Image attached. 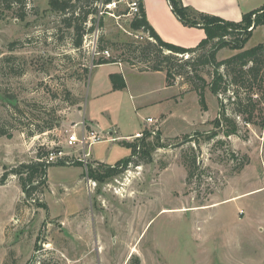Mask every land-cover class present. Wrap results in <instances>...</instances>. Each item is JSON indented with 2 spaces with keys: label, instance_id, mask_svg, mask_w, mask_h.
<instances>
[{
  "label": "rangeland",
  "instance_id": "1",
  "mask_svg": "<svg viewBox=\"0 0 264 264\" xmlns=\"http://www.w3.org/2000/svg\"><path fill=\"white\" fill-rule=\"evenodd\" d=\"M61 1L0 0V125L16 128L11 137H0V179L40 152L61 149L75 161L82 153L67 140L82 122L89 127L88 119L98 122L105 137L116 128L115 137L120 138L90 148L88 162L94 167L99 166L96 161L114 166L128 157L131 150L122 140L137 131H155L163 146L158 148L153 134L146 141L157 145L151 162L130 165L102 181L90 180V186L85 167H51L49 189L41 196L48 209L28 207L18 179L11 176L0 186V264H264V127L246 124L233 114L228 99L215 97L209 89L208 111H203L197 93L185 92L188 86L180 88L185 102L180 112L192 121L184 125L174 118L149 126L147 118H159L157 112L135 108L125 93L105 95L113 67L94 69L102 57L123 61L121 44L148 40L132 28L129 11L135 0H116L110 8L99 2L87 26L95 25V32L85 37L79 51L72 47L74 32L59 12ZM146 1L159 10L158 30L165 42L180 46L178 42L189 40L165 16L158 0ZM256 20L253 16L245 24L253 33L245 50L264 42V27L253 30ZM238 52L226 49L217 57L222 61ZM11 55L20 58L17 65L25 69L24 75L11 72L3 62ZM128 78L133 89L160 81L152 74L129 73ZM97 89L104 95L95 96ZM220 100L237 122L236 135L226 136L213 125ZM44 113L58 118V126L29 137L26 131L35 129ZM194 157L198 169L189 184L188 165Z\"/></svg>",
  "mask_w": 264,
  "mask_h": 264
},
{
  "label": "trees",
  "instance_id": "2",
  "mask_svg": "<svg viewBox=\"0 0 264 264\" xmlns=\"http://www.w3.org/2000/svg\"><path fill=\"white\" fill-rule=\"evenodd\" d=\"M7 1L9 3V1L21 0ZM55 1L58 0H51V3L53 4ZM101 1L108 5L116 0L61 1L59 12L64 16L63 22L66 27L72 28L74 32L71 38L74 49L78 51L83 49L85 37L95 32V25L87 26L90 17L97 13L96 6ZM168 3L182 24L205 30L206 38L196 47L184 48L165 42L149 24L143 0H139L140 12L132 21V28L148 35V40L121 44L120 47L125 56L123 61L102 57L94 65L127 62L132 68L140 72H165L168 86H173L176 81L182 79L183 87H189L185 92L194 91L197 93L203 111H208L206 92L209 89L215 97L228 99L229 106L233 108V114L243 118L246 124L264 127V42L245 50V46L253 37V33L247 31L245 24L253 16H256L257 20L253 30L257 27H264V6L245 14L242 22L233 23L197 12L184 5L182 0H168ZM98 39L101 45V42H104L102 34ZM14 46H10V52L15 51ZM98 49L100 52H107L104 47L99 46ZM224 49L239 52L230 58L219 61L217 56ZM64 58L70 60L71 56L65 55ZM18 61L20 58L15 55L8 56L3 60L11 72L17 70L19 73L16 75H24L25 69L18 68ZM86 74H88V70L85 71ZM204 74L209 77V81L204 77ZM112 81L115 89H121L125 86L120 76H112ZM223 101L220 100V112L213 121V125L216 130H223L226 136L236 135L238 133L237 122L227 114L226 108L228 106ZM15 109L19 110L20 108L16 106ZM58 122V118L55 117V120H51L50 115L47 114L44 119L41 117L38 123L34 125L35 129L26 131V133L28 132L29 137H34L52 132L58 126ZM11 128L10 130L6 125H0V137H11L12 131L16 129L12 126ZM155 135L158 148H161L163 145L159 143L160 135L157 133ZM152 136L151 131L145 130L143 137L136 138L140 142L139 144L123 143L131 150V155L128 158L118 161L114 166L96 163L99 166L94 167L89 164L87 175L84 172L85 177L93 181H102L116 176L128 169L130 165L138 167L151 162V152L157 148V145L146 141ZM214 136H217V132L211 137ZM50 152H40L37 159L30 163H23L6 172L0 179V186H5L9 178L15 176L20 184L24 203L28 207L34 205L37 208L48 209V205L43 202L41 196L49 189V168L56 165H66L64 161L69 159L64 158L56 164H47L45 160ZM72 166L84 168V164L78 160L73 161ZM188 166L191 169L190 184L195 171L198 169L195 157Z\"/></svg>",
  "mask_w": 264,
  "mask_h": 264
},
{
  "label": "crops",
  "instance_id": "3",
  "mask_svg": "<svg viewBox=\"0 0 264 264\" xmlns=\"http://www.w3.org/2000/svg\"><path fill=\"white\" fill-rule=\"evenodd\" d=\"M221 1L223 2L224 5H222L218 0H182L184 5L192 8L193 10H195L197 12L208 14L210 16H215V17L221 18V19L226 20V21H234V19H238L240 17L242 19V16L244 18L245 14L251 13V12L258 10L264 6V0H221ZM158 2L162 6L161 8L164 10L165 16L168 19H170V21L174 24V26L177 27L178 29L180 28L183 33L185 32L184 34H189V36H190L189 40H184V41H181L180 43L178 42V44L181 47L193 48L198 43H200V39L204 35L206 38V32L204 31V29L196 28V27H187L184 24H182L180 22V20H178V18L172 12L171 7H170L167 0H158ZM143 3H144V8L146 11V16H147V20H148L149 24L157 32V34L159 36H161L159 33V30H158V19H159L158 16H159V14L157 11H159V10L158 9L156 10L155 7L151 6L149 3L147 4L146 0H143ZM237 12L240 15L238 14V16H234V17L230 15V13L233 15V13H237ZM224 50H226V49H224ZM222 51H220V53ZM102 66L113 67V69L110 72H108V76H107V78L110 79L111 87L107 88V92L105 95H107L109 93H113V94L125 93L127 95H130V99L134 101V107L135 108H138V109H142V108L154 109L155 112H157V114L159 116V118H156L154 120L157 121V123L161 121V125H164L165 123L170 122V120L174 119V118L181 120V122L183 124L192 121L187 115H185V112H180V106L183 103L185 104V102H184V99L180 100V88H182V90H184V87H180V81L179 80L176 81L175 85L168 86L167 75L165 72H140L137 69H134L131 66L123 64L121 62L113 63V64H106V65H101V66H95L94 69H96L98 67H102ZM94 69L92 71H94ZM129 73H140L141 75L152 74V75L156 76V78L160 77V81H157L156 83L151 82V83L145 85L144 89H133L130 86V82H129V78H128ZM112 76H120L125 83L124 88L115 89L114 83L112 81ZM94 95L97 97H100L104 94H102L101 91H99L97 89L95 91ZM186 96H189V95L186 94ZM197 97H198V95H197ZM138 105L140 107H138ZM198 105L200 106L199 98H198ZM148 118H152V117H148ZM185 120H187V121H185ZM87 121H88V125L90 128L95 129L96 132L103 135L97 121H94L92 119L91 120L88 119ZM148 125L150 126V124H148ZM193 125H195V124H192V126ZM116 130H117L116 128L113 129L112 131H110L109 134L111 135L113 133L114 134L113 137H115V135L117 134ZM141 132L137 131L132 136L124 137L125 139L122 140V141H124L123 143H125L127 141L130 142L129 140H131V139L132 140L136 139V136L138 134H140ZM103 136H105V135H103ZM128 157H126V158H128ZM94 161H96V160H94ZM96 162L103 163L100 161H96ZM87 187H88V185H87Z\"/></svg>",
  "mask_w": 264,
  "mask_h": 264
},
{
  "label": "built area",
  "instance_id": "4",
  "mask_svg": "<svg viewBox=\"0 0 264 264\" xmlns=\"http://www.w3.org/2000/svg\"><path fill=\"white\" fill-rule=\"evenodd\" d=\"M113 5H115L114 2L112 5L108 4L109 8L112 7ZM130 8L131 9L129 11V15L134 16L135 18L140 12L139 0L133 1L130 4ZM146 121L150 125L157 124V121H155L153 118H148ZM152 133L156 134L155 131H153ZM113 135H114L113 133L111 135L108 134V137L106 138L105 136L96 132L95 129L87 127L85 122H82L80 131L71 133L69 135V139L67 140V144L71 148L79 149L82 155L78 157L76 160L81 161L84 164V167L86 168V172H88L89 164H91L90 162H88V158H90L91 156L90 148L94 145H97L99 143H103L106 141L115 142V141L120 140L119 137H113ZM141 137H143V133H140L136 136V138H141ZM64 158H69L67 161H64L66 165H70L71 163H73L71 157L67 155L61 149H58L57 151H51L48 157H46L45 161L47 164H56ZM88 183H89V186L92 183L89 178H88Z\"/></svg>",
  "mask_w": 264,
  "mask_h": 264
}]
</instances>
